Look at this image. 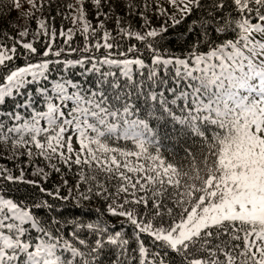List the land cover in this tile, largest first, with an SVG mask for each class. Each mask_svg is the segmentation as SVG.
Segmentation results:
<instances>
[{
	"label": "snow or ice",
	"instance_id": "6c2138e0",
	"mask_svg": "<svg viewBox=\"0 0 264 264\" xmlns=\"http://www.w3.org/2000/svg\"><path fill=\"white\" fill-rule=\"evenodd\" d=\"M14 3L20 6L19 0ZM28 3L36 6L35 0H28ZM93 3L99 7L101 0H93ZM170 3L177 6V0H170ZM203 7L202 0H180L178 11L186 17L194 9ZM160 14L168 15L164 9ZM204 15V20L197 18L203 29V38L195 27L197 21H193L189 35L195 31L196 40L187 55L180 57L171 53L165 56L159 40L149 39H164L168 31L164 26L134 34L151 50L147 59L139 55L128 56V53L139 52L135 45H130L127 53L114 54L111 50L120 47L115 42L116 37L104 30L103 22L99 29L91 28L83 8L73 22L85 21L80 34L84 35L86 44L82 50L70 48L71 52H82L79 58L59 59L64 48L53 49L54 27L45 33L50 41L42 53L31 42L22 44L30 54L42 58L8 69L6 83H0V108L8 98L23 95L24 100L14 106L23 109L25 115L11 111L9 118L20 123L7 127L0 117V127L7 128L8 133H20L17 142L34 145L46 159L57 154L69 167L73 164L95 165L109 179L120 181L116 196L129 193L131 189L134 200L109 204L108 211L126 217L135 231L132 237L120 231L110 234L98 223L77 221L72 225L71 237L65 238L60 235L58 222L51 218L40 220L35 211L26 210L27 203L11 196V190L3 191L5 185L0 183V264H74V261L75 264H93V261L101 264L99 257L107 245L121 248V255L125 251L129 254L138 252V264H148L149 256H153L156 264H164L159 259L160 254L154 255L152 248L182 254L183 264H220L212 251L213 247L219 246L212 245L211 238L221 232L227 233L229 229L232 238L243 244V253L239 254L243 259L238 264H264V0H211L210 11ZM170 18L173 26L182 23L174 16ZM40 27L45 28L43 21ZM98 31H102L99 37ZM117 31L121 35H133L122 28ZM19 35L26 36L27 30ZM59 35L67 37L65 44H70L73 39L71 29L67 33L61 30ZM229 36L232 38H227ZM89 37L95 40L94 44L89 45ZM217 40L220 42L216 43ZM101 49L108 51L96 56ZM15 53V46L6 49L0 42V67L7 69ZM50 56L57 59L54 61ZM52 64H63L65 70L80 66L83 79L63 74L53 78ZM166 72L170 76H165ZM146 81L150 82L147 83L148 89L153 84L159 86L168 81L173 88L165 92H160L159 87L152 92L144 91ZM168 91H171V97L166 95ZM141 92L155 102L156 112L165 123L170 121L174 129L200 138L206 144L207 155L202 157V171L206 176L194 172V168L200 167L199 163L190 162L185 170L182 165L177 168L172 163L165 164L158 155L149 152L140 137L152 129L144 119L132 118L138 109L131 101L133 98L138 101ZM41 104L46 110H41ZM41 121H46V125ZM118 129L123 130L125 140L134 142L137 150L110 146L114 139H119ZM22 133H27V137ZM3 135L5 133L0 132V136ZM74 136L78 149L73 147ZM72 155H75L74 160ZM133 157L138 161L135 166L129 159ZM53 171L60 170L53 165ZM38 173H43V169ZM130 174L140 175L137 179ZM44 178L47 179L46 174ZM0 179L13 183H37L24 180L23 172L13 176L2 168ZM81 179L88 180V177ZM95 179L93 176L92 181ZM190 180L193 183H189ZM195 182L200 186L196 187ZM96 186L100 191L94 195L108 192L102 184ZM180 188L185 191H178ZM137 190L145 191L147 198L136 197ZM41 191L60 199L68 198L61 197L59 189L41 188ZM88 192L92 193V189ZM81 197L90 198L83 193ZM109 198L115 197L109 194ZM149 199L153 201L150 218L147 214L140 215L135 207L126 208L133 203L147 206ZM165 200L174 205L175 212L163 203ZM45 207L52 209L46 201L33 202V209ZM162 208L166 211H161ZM165 216L169 217L170 223L164 222ZM78 229L91 230L100 238L89 243L81 238ZM141 234L150 237L151 248L146 246ZM85 245L86 248L81 247ZM202 252L213 258H198ZM227 255L226 264H237L232 253ZM81 257L84 259H79Z\"/></svg>",
	"mask_w": 264,
	"mask_h": 264
},
{
	"label": "trees",
	"instance_id": "16d2710c",
	"mask_svg": "<svg viewBox=\"0 0 264 264\" xmlns=\"http://www.w3.org/2000/svg\"><path fill=\"white\" fill-rule=\"evenodd\" d=\"M24 1L25 0H19V3ZM69 1L70 0H39L38 12H36V14H41L47 19L49 26L56 29V38L52 42V45L54 50L59 47L64 48V51L59 57L60 60H74L79 58L82 55V52H71L70 48H78L82 50L86 44L85 37L80 34V31H77L73 35V39L70 44H65L63 37L59 36L60 31L69 27L72 22V17L62 11L63 6H65ZM131 1L135 0H101V4H105L108 9H111V13L105 16H103V14L95 16V12L91 9V5L88 1L84 0L83 6L87 11L88 18L93 20L95 25L98 19L104 20L107 23L111 36L116 37L115 42L120 45L118 49L111 50L114 54L117 52L127 53L128 47L130 45H135L136 48L139 49V52L128 53V56L132 57L134 55H139L147 59L151 54V50L146 47L145 42L138 41L134 35H121L117 31L119 25L118 21L119 23H123L125 19L132 15L129 8ZM202 2L204 4L203 8L200 10L194 9L186 17L179 19L182 20V23L175 26H173V24L168 26V31L164 34V39H159L158 37L149 38L154 41L159 40L161 51L165 56L169 53L177 57L187 55L188 49L192 47L194 41L196 40L195 31L189 35L193 21H197L195 27L199 29L201 38H203V29L199 27V21L197 18L199 17L200 20L205 19L204 14L210 11L211 0H202ZM16 9L17 6L14 3V0H0V42L8 48H12L13 46L16 47L14 58L12 61L8 62L7 69L0 67V83L5 82V76L8 74V69H15L16 67L24 66L29 61L36 62L42 58L35 54H30L28 50L24 49L22 44L16 39V27L11 23L12 18L16 16ZM219 35L223 36V34ZM210 37L215 39V35L211 33ZM227 38L232 37L229 36ZM49 41V36L43 35L39 40L34 42V47L42 53ZM219 42V40L216 41V43ZM88 43L89 45L94 44L95 40L89 37ZM200 47L203 49V45H200ZM105 51L108 50L101 49L100 52H96L95 55L101 56ZM49 58L54 61L57 59L55 56H50ZM50 67L52 77H57L59 73H66L67 76L72 75L74 79H83L81 76L80 66H76L70 70L63 69V64H52ZM88 75L91 76V73ZM165 76H170V73L166 72ZM91 83L92 80L90 79L89 84ZM147 83L150 82H145L144 91L152 92L159 87L160 92H165L166 89L173 88L171 81L165 82L159 86L153 84L151 89L147 88ZM180 87L183 86L180 85ZM137 89L139 90V84H137ZM129 91H131V89H129ZM26 92L27 91L25 90V93ZM166 95L171 97V91H168ZM145 101H147V103ZM20 102H22V98L20 96L8 98L7 102L3 104L2 108H0V117H3V125H6L7 127L11 126L13 119L9 118V113L11 111L21 110V108L14 106ZM131 103L138 109L134 117L144 119L149 124V128L152 129V133L149 132L145 135L147 137L145 141L146 146L152 155H158L165 162V164L172 163L174 167L177 168L182 165L185 170L189 168L190 162L194 165L199 163L200 167L194 168V172H199L201 176H206V173L202 171V157L207 155V146L200 138L179 132L178 129L173 128L170 121L165 123L164 118L160 117L156 112L155 102L151 101L149 97L144 96L143 92L140 93V99L138 101L133 98ZM40 108L43 110L44 107L40 106ZM176 110L178 112V108ZM6 129L7 128L0 127V132L4 133ZM210 135L211 132H209V136ZM110 146L118 147L123 150H137L136 145L132 140H125L120 136L119 139H114ZM153 149L155 151H152ZM6 160L7 159L5 157L0 155V168L1 163ZM61 168L66 169V166L61 165ZM80 172L84 174V176L88 177V180H84V184L82 183L81 187L90 186L92 193H89V199H82V201L79 202H76L73 199H60L55 196H49L46 192L41 191L42 186L37 183H13L11 181H3L2 179H0V183L5 185L3 191L7 192L11 190V196L17 200L27 203L29 205L27 210L30 212L35 211L40 220H49L51 218L54 222H58L59 228L61 229L60 235L65 238L71 237L73 231L72 225L77 221H83L85 224L98 223L101 227L107 228L110 234L115 231H120L122 234L126 233L128 237H132L135 231L134 226H131L130 223L127 222V218L119 215H113L108 211L109 204L119 205L123 204L124 199L134 200L135 198L131 196V192L120 193L119 196H116V189L120 183L117 182V179H109L103 172L98 171L95 168V165L92 167L87 165L77 166L73 164L65 177L69 181H74L79 177L78 175ZM61 174V171L52 172L49 179L45 182L47 190L55 189V186L63 182L64 176ZM93 176L96 177L94 182L92 181ZM189 183H193V181L190 180ZM101 184L107 188L108 192L100 195H94L93 193L100 191L96 185ZM195 186L199 187V182H195ZM169 189H171V186H169ZM178 191L184 192L185 189L180 188ZM109 194L115 198H109ZM193 195H195V193ZM140 196H145L147 198V193L145 191H136V197ZM45 201L52 205L51 210L47 207L43 209H33V202L43 203ZM152 203L153 201L149 199L147 206L143 204L135 205L133 203L126 205V208L131 209L135 207L139 211L140 215L147 214L150 218L151 211L149 210H152ZM163 203L166 204L168 208H173L174 212L176 211L174 205L170 201L165 200ZM161 211H166V209L162 208ZM163 220L165 223L171 222L167 216H165ZM155 223L156 222L154 221V224ZM78 231L81 232V238L86 239L89 243H92L95 239L100 238L99 236L93 235L91 230L78 229ZM32 232L35 234L36 230L34 229ZM85 232H87L86 236L84 235ZM232 235V230L229 229L227 233L221 232L219 236L214 235L211 238L212 245L219 246L218 248L213 247L212 251L215 254L214 258L220 261V264H226L228 259L227 253H232L235 256L237 264L241 259H243V256L239 255L243 253V244L239 240H234ZM240 235H243V233L241 232ZM141 239L144 240L146 246L151 248L150 237L147 234H141ZM104 240L105 244H107L106 237H104ZM71 242L72 240L69 239V243ZM237 245L238 247H234ZM81 247L86 248L87 245ZM133 247H135V245H133ZM151 250L154 255L157 252L160 254L159 259L164 261V264H183L184 257L180 253L172 250H168L166 252L164 248H152ZM137 255L138 252L129 254L127 251L121 255V248H118L115 245H107L99 259L101 264H120L121 261H123L124 264H138V261L136 260ZM188 258L191 259L192 257ZM198 258L212 259L213 257H209L207 252H202ZM79 259L83 260L84 258L81 257ZM147 261L148 264H156L153 256L147 257ZM93 264H95V261H93Z\"/></svg>",
	"mask_w": 264,
	"mask_h": 264
},
{
	"label": "rangeland",
	"instance_id": "374dc122",
	"mask_svg": "<svg viewBox=\"0 0 264 264\" xmlns=\"http://www.w3.org/2000/svg\"><path fill=\"white\" fill-rule=\"evenodd\" d=\"M83 1L84 0H70L65 6H63L62 11L72 17L71 25L66 29H63V31L67 33L68 30L71 29L73 35L77 31H81L85 21L82 20L75 23L73 21L79 16V10L83 8L86 13V21L90 22L91 28L99 29L100 23L103 22L105 26L104 30H107L110 33L109 27L104 20L98 19L95 25L93 20L88 18L87 11L83 6ZM85 1L90 3L91 9L95 12V16H98V12L103 14V16L111 13V9H108L105 4H100V6L97 7L93 3V0ZM130 3L131 4L129 8L132 15L125 19L123 23H119L118 29L122 28L126 33H131L133 35L135 33L144 34L149 29L159 30L161 26L168 27L173 24V20L170 18L171 16H174L177 20L183 17L182 13L178 11L180 0H177V6H173L170 3V0H135L131 1ZM35 4L36 6L34 7L33 4L28 3V0L19 3L20 6L16 9V16L11 20V23L16 27V39L21 44L31 42L34 45V42L39 40L43 35H46L45 33L47 29L52 27L49 26L47 19L43 15L38 13L36 14V12H38L39 0H35ZM162 9L167 10L168 15H161L160 12ZM145 18L147 19V23ZM41 21H43L45 24V28L43 29L40 27ZM25 30H27V35L21 37L19 33L24 32ZM101 35L102 31H98L97 37ZM66 38V36L63 37L64 41ZM4 47L6 49H10L6 46ZM61 74L67 77L66 73H59L57 77L53 78H58L61 76ZM4 83H6V80ZM26 91H28V89H26ZM25 94H27V92ZM20 97L22 98V101L25 98L23 95ZM40 106L44 107L42 104ZM43 110L46 109L43 108ZM17 112H19L22 116L25 115V111L23 109ZM132 118L137 119L135 117ZM18 123L20 122L13 119L11 126ZM41 124L46 125V121H41ZM122 131V129H118L117 135L123 138ZM4 133L5 135L1 136L0 138V155L5 157L7 160L1 163V168L5 169L8 174L19 176L21 172H23L24 180L35 181L37 184L41 185L43 189L47 190L45 187V182L51 176L53 172V165H55V167L59 168L61 171V175L64 176L63 182L54 187L55 189H59L61 197H68L67 199H73L74 201L79 202L83 199L81 197V193L89 196L88 189H91L90 186L81 187V184L84 182V180L81 178L84 177V174L80 172L78 175L79 177L76 180L69 181L65 175L68 174L67 172L69 169H71V167H69L67 164H64L57 154H52L51 159H46L45 156H41L39 154L40 150L35 148L34 145L18 143L17 141L21 135L20 133H8L7 129ZM22 135L27 137L28 134L22 133ZM140 138L144 141L146 140L145 135L141 136ZM65 139H67V137H65ZM72 143L73 147L78 149L79 145L77 144L75 136L73 137ZM29 152H31V155H29ZM65 155H68L66 151ZM72 159H75V155H72ZM129 159H131L133 166H135V164L138 162L135 157ZM61 165L66 166V169L61 168ZM39 169H43V173H38ZM45 174L47 175V179L44 178ZM130 175H133L138 179L140 174ZM65 181H67V183H64ZM117 182L120 183L119 180H117ZM133 182H135V179ZM141 183H144V181L141 180ZM131 191L132 190L130 189V192Z\"/></svg>",
	"mask_w": 264,
	"mask_h": 264
}]
</instances>
